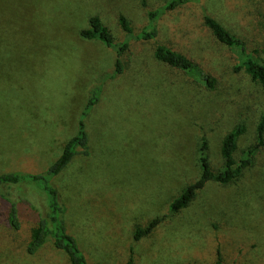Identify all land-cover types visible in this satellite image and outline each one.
Wrapping results in <instances>:
<instances>
[{
	"label": "rangeland",
	"instance_id": "rangeland-1",
	"mask_svg": "<svg viewBox=\"0 0 264 264\" xmlns=\"http://www.w3.org/2000/svg\"><path fill=\"white\" fill-rule=\"evenodd\" d=\"M167 0H0V173L45 171L76 134L92 90L100 100L85 118L90 154L77 155L53 178L66 207L65 222L90 264H264V149L235 182L212 180L180 213L168 215L140 240L138 226L169 214V205L200 176V138L209 143L214 171L224 164V136L244 122L239 160L256 140L264 90L239 64L244 57L218 42L204 25L211 13L245 40V52L264 59V0H202L174 11ZM159 10L153 24L149 11ZM98 15L117 41L159 27L158 42L199 62L216 78L154 56L156 43L129 39L125 71L117 53L80 31ZM237 68V69H236ZM12 189L38 208L42 197ZM6 217L9 208L0 202ZM22 234L23 231H21ZM0 228V264H71L47 242L35 255H10Z\"/></svg>",
	"mask_w": 264,
	"mask_h": 264
},
{
	"label": "trees",
	"instance_id": "trees-1",
	"mask_svg": "<svg viewBox=\"0 0 264 264\" xmlns=\"http://www.w3.org/2000/svg\"><path fill=\"white\" fill-rule=\"evenodd\" d=\"M201 1L167 0L162 7L166 11H174ZM158 12L159 10L148 13L153 24L159 16ZM119 21L127 36L124 41H117L98 15L91 16L89 27L80 31L82 38L99 40L106 46L115 49L117 57L114 74H122L125 71L122 55L130 48L129 39L134 37L140 43L154 41L156 43L154 56L160 62L176 70L191 72L199 76L208 87H215L216 78L207 72L199 62L175 48L158 42L159 27L154 25L152 30L145 28L135 35L132 25L125 16L121 15ZM203 22L218 42L233 50L237 49L244 56L237 68H243L251 79L264 90V59L246 53L245 40L211 13L204 12ZM101 90V86L92 90L81 111L76 134L67 140L61 154L45 171L39 173L22 171L0 173V202L9 208L6 217L0 210V228H4L7 236H9L10 242L7 244V250L10 255L16 252L35 255L47 242H51L55 249L66 254L71 264H90L77 239L68 231L64 219L66 207L61 201L58 188L53 184V178L65 170L77 155L90 154L89 133L86 129L85 118L98 104ZM246 130V124L240 122L224 136L221 144L224 164L219 171H214L212 168L209 143L207 138L202 136L198 147L200 176L183 187L180 193L173 197L169 205V214L154 217L145 227L138 226L134 232V239L140 240L142 237L150 235L168 215L178 214L187 208L207 182L214 180L221 185H228L237 181L243 175L244 170L253 163L256 155L264 149V114L257 122L254 144L248 147L243 156L237 160L235 152L238 148V140ZM23 188H27V191L29 189L35 190L34 195L42 197L40 208L33 205L28 199H15L13 197L12 189L21 191ZM21 231L25 234H22ZM133 263L134 256L131 254L127 264ZM215 264H226L220 251Z\"/></svg>",
	"mask_w": 264,
	"mask_h": 264
}]
</instances>
